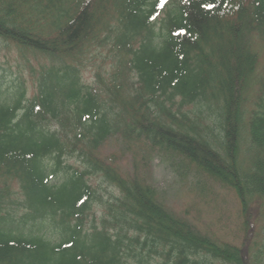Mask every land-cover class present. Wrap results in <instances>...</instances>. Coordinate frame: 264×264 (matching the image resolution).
<instances>
[{
  "label": "trees",
  "instance_id": "16d2710c",
  "mask_svg": "<svg viewBox=\"0 0 264 264\" xmlns=\"http://www.w3.org/2000/svg\"><path fill=\"white\" fill-rule=\"evenodd\" d=\"M6 44L38 70L0 85V264H264V0H0ZM155 153L226 191L229 238L162 201Z\"/></svg>",
  "mask_w": 264,
  "mask_h": 264
},
{
  "label": "rangeland",
  "instance_id": "374dc122",
  "mask_svg": "<svg viewBox=\"0 0 264 264\" xmlns=\"http://www.w3.org/2000/svg\"><path fill=\"white\" fill-rule=\"evenodd\" d=\"M257 50L260 52V65L256 75L264 82V51L261 47H257ZM106 56L112 57L109 50H101L96 55L98 60L89 62L82 71V81L88 87L100 90L102 83H109L113 69L112 60H106ZM32 68L38 70V62L34 58L30 57L29 62H25L13 47H8L7 44L0 45V85L11 90L21 85L26 89L27 97L32 99L36 93ZM97 75L100 76L99 81L96 79ZM121 140L123 139L109 141L104 151L108 154L122 155L121 167L131 168L134 162L133 153L129 150L131 145L127 148ZM140 157L143 158L145 168L150 173L149 182L155 185L166 205L173 211L188 216L202 229H212L228 238L231 236L226 233V229L234 227L236 215L234 203L226 191L211 184L197 171L189 170L185 163L170 159L163 153ZM67 163L76 166L73 160ZM206 188L208 189L205 193L201 194V190L204 191Z\"/></svg>",
  "mask_w": 264,
  "mask_h": 264
}]
</instances>
